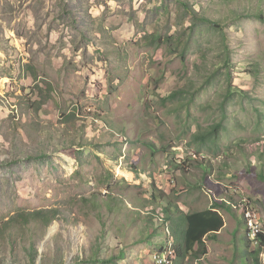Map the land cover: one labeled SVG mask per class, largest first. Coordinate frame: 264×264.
Segmentation results:
<instances>
[{"label": "rangeland", "instance_id": "374dc122", "mask_svg": "<svg viewBox=\"0 0 264 264\" xmlns=\"http://www.w3.org/2000/svg\"><path fill=\"white\" fill-rule=\"evenodd\" d=\"M185 2L218 25L195 26ZM258 10L264 0H0V264H153L159 218L193 184L248 200L264 231ZM228 85L244 94L221 108ZM222 109L221 152L197 154L193 134ZM236 236L225 230L211 261L264 264V246L252 255Z\"/></svg>", "mask_w": 264, "mask_h": 264}, {"label": "trees", "instance_id": "16d2710c", "mask_svg": "<svg viewBox=\"0 0 264 264\" xmlns=\"http://www.w3.org/2000/svg\"><path fill=\"white\" fill-rule=\"evenodd\" d=\"M183 6L185 7V11L188 15H190L192 17V20L194 21L195 26L199 25V24H207L209 26H216L218 25L217 23L211 21L208 18H205L204 16H200L199 12H197L190 4H188L187 2L183 3ZM251 17H256L259 18L260 20L263 21L264 23V12H262L261 10H258L256 12L253 13V16ZM193 27V26H192ZM155 38V37H154ZM159 38V37H158ZM173 41V40H172ZM227 45H224V49H223V55L224 58L221 59V63L220 65H222V67H226L229 68V61H228V55H227ZM252 73H256V71H253ZM211 75L207 76V79H211L209 78ZM227 79H230L229 73L226 74ZM243 95L244 93L242 92V90H238L236 88H232L230 85H228V88H226L224 94H223V99H222V103L220 104L221 108L223 107V103H225L230 97L234 96V95ZM177 95H179V93H177ZM172 98H174V95L171 96ZM247 98V97H246ZM224 109L221 110V118L214 123L212 126H210V128L206 129L205 131H201L199 130L198 132L194 133L193 138L195 139V141H197L199 144L197 145V149H196V153L197 154H201L203 152V150H205V153H210L211 150L213 151H218L219 153L221 152L220 147H218V142L220 141L219 136L220 133L225 132V125L223 124V120L225 118V115L223 114ZM190 114V113H188ZM174 160L171 159L170 163H173ZM248 176H252V174L247 173ZM260 180L262 182H264V172L262 173V175L259 176ZM164 193V192H163ZM153 197H155L154 193H152ZM228 207L226 206L225 203L222 202H215L212 201V205H211V209L214 210H218L219 209H224V210H229L227 209ZM42 213H34V216H37L35 218H40L42 221V225H48L51 221V219L49 217H42L41 216ZM17 219H21L23 221V224L26 225L28 222V214L26 213H22V214H18L16 216H14L11 219V224H15ZM188 223H189V230L188 233L186 235V243L184 248L181 250V252L179 250L178 251V258L179 260L184 261L188 256L193 258L194 260L199 259V257L201 255L205 254L204 251V245H203V241L202 238L204 236V234L208 233V232H217L218 230H220L223 226V221L221 219V217L219 215H217L216 212H211V211H205V212H201V213H194L192 215H189L187 217ZM15 229V228H14ZM262 238V242H261V247L259 249H261L264 246V236L261 235ZM10 239H12L10 237ZM196 247V251L193 253L192 249ZM164 249L163 246H158L157 247V251L162 252V250ZM32 252H34V249H31ZM256 254V252H255ZM257 254H259V251L257 252ZM257 264L258 260L256 259ZM79 264H85L84 262H81ZM108 264V262L106 263Z\"/></svg>", "mask_w": 264, "mask_h": 264}, {"label": "crops", "instance_id": "0c3cea01", "mask_svg": "<svg viewBox=\"0 0 264 264\" xmlns=\"http://www.w3.org/2000/svg\"><path fill=\"white\" fill-rule=\"evenodd\" d=\"M128 173L133 174L132 172H128ZM197 187H198L197 184H193L190 186V191H188V192L190 194H192V193H196V194L194 196H192V198L190 199V201L188 203H186L184 201L177 202L176 205H174L172 203L168 207V208L171 207L170 210H167L168 222L170 224L172 235L174 236L177 249L180 252L184 248L186 240H187L186 235H187L188 230H189V223H188L187 217L189 215L194 214V213H201V212H205V211L210 210L209 209L210 204L208 203V200L206 199L205 193L202 191V189L199 190ZM181 190H184V188H181ZM165 191L167 194H169L167 190H165ZM186 193H187V191L184 192V194H186ZM144 199L147 200L148 198L146 197ZM112 214H113V212H110V214H109L110 218L112 217ZM222 220L224 222V227L221 228L217 233H213L214 236L212 234H209L210 232L204 234L202 241H203V245H204L205 254L201 255L199 257V259H197L195 261V264H198V263L199 264H217V262L214 263V261H211V259L216 258V260H220V257H217L219 255L218 254L219 252L217 251L219 248V244L217 243V241H219V237H221L223 235L225 229H227L228 227L231 228V231H233V233L238 230L237 224L235 222L230 221L227 224L224 216H222ZM121 221L124 222L123 217H121ZM125 226L127 227V230H128L127 222H126ZM127 234L128 233H122L121 235H117V237H123L126 239ZM243 234H244L243 230L242 231L238 230L239 238L245 239V236ZM128 235L130 237V233ZM156 242H152V243H154V246H158V243L156 244ZM136 243H137V245H139L138 240ZM143 244H146V246H144V247H146V252H148L151 244H149L148 242H145V241H143ZM195 251H196V247L192 249L193 253ZM121 256H125L124 253H121ZM190 258L191 257L188 256L185 260H187V262H188L190 260ZM180 261H182V260H179V263H177V264H181ZM137 264H145V261L142 263L140 258H138Z\"/></svg>", "mask_w": 264, "mask_h": 264}, {"label": "clouds", "instance_id": "9594fccd", "mask_svg": "<svg viewBox=\"0 0 264 264\" xmlns=\"http://www.w3.org/2000/svg\"><path fill=\"white\" fill-rule=\"evenodd\" d=\"M197 186H200V184L197 185ZM197 188L199 189V187H197ZM199 190H201V189H199ZM202 191L205 193L206 199L209 201L208 202L210 204V206H209L210 210L209 211L216 212L217 215L219 214L221 219H222V216H224L222 214V212H225L227 215H230L234 219V222L237 224V229L239 231H242V230L244 231L243 235L245 236L244 240L246 241V244H247V252H249L250 246L254 247L255 249L261 247L260 244L263 241L262 238H261V235L264 236V231H263V229H262V227L260 225L261 216H260V214L257 211H255V209H253V207L250 205V202L248 200L242 198V199H239L237 202H234V203H228V202L220 201V200L217 201L215 199L213 200L211 198V195L208 192H206L203 188H202ZM181 194L182 193L177 194V197H179ZM151 195L152 194H150L149 197ZM154 198H156V196ZM212 201H215L217 203L218 202L225 203L226 206L228 207L227 209H229V210L219 209V211H218V210L211 209ZM169 203H167V210H170V208H171V207L168 208L169 205H170ZM248 213L256 214L257 217H258L257 218V224L259 226V233L254 238L251 236V230L249 228V219L247 218V214ZM147 214L149 215L150 212L148 211ZM166 215H167V217L164 220L159 218V221L163 222V225L165 227L164 232H165L166 236L161 241L157 240V242H156V244L158 243V246L161 245V246L164 247V249L162 250V252L156 251V253L152 256V263L153 264H155L154 257L158 256V255H161V254L163 255L164 252H166V251L167 252L168 251L172 252L174 254V257L172 259V264H177L179 262L178 251H177L178 249H177V246H176V242H175L174 236L172 235L170 224L168 222V213H166ZM224 217H225V220H226V216H224ZM230 221L226 220V223L228 224ZM231 222H233V221H231ZM223 227H224V222H223L222 228ZM225 230L230 231V233H232V234H237L236 238L239 239V240L241 239L238 236V230L235 231L234 233H233V231H231L230 227H228ZM217 232H213V233H217ZM209 234H212V232H210ZM212 235L214 236V234H212ZM236 238H235V240H236ZM164 241L166 242L165 244H164ZM158 246H154L153 250H156V247H158ZM250 254L255 255V252L254 253H250ZM249 260H250V262H252V260L250 258H249ZM108 262H110V261H108ZM259 262H260L259 264H263L262 261H261V257H260V261ZM116 264H118V263L116 262Z\"/></svg>", "mask_w": 264, "mask_h": 264}, {"label": "built area", "instance_id": "2783aa9c", "mask_svg": "<svg viewBox=\"0 0 264 264\" xmlns=\"http://www.w3.org/2000/svg\"><path fill=\"white\" fill-rule=\"evenodd\" d=\"M247 218L249 219V228L251 230V236L254 238L259 233V226L257 224V215L248 213ZM174 254L172 252H164L162 255L154 257L155 264H172Z\"/></svg>", "mask_w": 264, "mask_h": 264}, {"label": "water", "instance_id": "95a60500", "mask_svg": "<svg viewBox=\"0 0 264 264\" xmlns=\"http://www.w3.org/2000/svg\"><path fill=\"white\" fill-rule=\"evenodd\" d=\"M52 235H53V232L49 233V234H48V239H47V240H49V239L51 238Z\"/></svg>", "mask_w": 264, "mask_h": 264}, {"label": "bare ground", "instance_id": "6f19581e", "mask_svg": "<svg viewBox=\"0 0 264 264\" xmlns=\"http://www.w3.org/2000/svg\"><path fill=\"white\" fill-rule=\"evenodd\" d=\"M132 175V174H131Z\"/></svg>", "mask_w": 264, "mask_h": 264}]
</instances>
